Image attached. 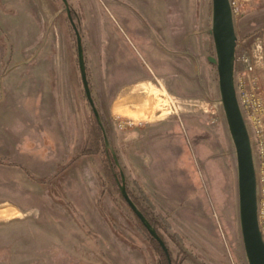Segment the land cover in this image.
<instances>
[{
	"label": "rangeland",
	"instance_id": "1",
	"mask_svg": "<svg viewBox=\"0 0 264 264\" xmlns=\"http://www.w3.org/2000/svg\"><path fill=\"white\" fill-rule=\"evenodd\" d=\"M68 3L120 169L107 174L114 161L63 2L0 0V264H165L119 193L120 170L171 264H247L234 145L208 62L212 0ZM235 27L236 56L264 48V0L243 1Z\"/></svg>",
	"mask_w": 264,
	"mask_h": 264
},
{
	"label": "water",
	"instance_id": "2",
	"mask_svg": "<svg viewBox=\"0 0 264 264\" xmlns=\"http://www.w3.org/2000/svg\"><path fill=\"white\" fill-rule=\"evenodd\" d=\"M61 1L65 6L68 18L76 34L79 70L85 96L103 132L106 152L112 155L115 165L120 169L118 156L109 141L92 97L87 77L82 35L72 17V10L68 0ZM208 32L213 38L215 48V55L208 57V62L217 68L218 101L234 145L237 169L239 225L244 253L247 264H264V235L258 218L260 204L259 173L248 120L241 107L237 93L236 44L238 36L231 0H212L211 28ZM120 176L121 180L118 182L123 198L169 258L165 242L130 198L126 189L125 175L121 170ZM169 262H171L170 259Z\"/></svg>",
	"mask_w": 264,
	"mask_h": 264
},
{
	"label": "built area",
	"instance_id": "3",
	"mask_svg": "<svg viewBox=\"0 0 264 264\" xmlns=\"http://www.w3.org/2000/svg\"><path fill=\"white\" fill-rule=\"evenodd\" d=\"M243 1L246 2L250 0H231L235 16L239 14V7ZM238 46L237 41L236 50ZM263 51V45L259 42L253 47V53L248 51L241 55H237L236 84L238 98L248 120L257 160L260 196L258 218L260 228L264 235V95L257 85L258 77L256 76V66L254 64V57H259L256 60H261ZM247 80H249L251 84L250 92L244 89Z\"/></svg>",
	"mask_w": 264,
	"mask_h": 264
},
{
	"label": "trees",
	"instance_id": "4",
	"mask_svg": "<svg viewBox=\"0 0 264 264\" xmlns=\"http://www.w3.org/2000/svg\"><path fill=\"white\" fill-rule=\"evenodd\" d=\"M95 116V115H94ZM96 118V117H95ZM96 121H97V119H96ZM97 123H98V121H97ZM99 125V124H98ZM95 129H96V134L97 133H99L98 132V127H95ZM99 140H102L101 139V137H99ZM91 151V150H90ZM89 153H92V152H89ZM115 164V163H114ZM114 164H112V167L110 166V165H108V175H110V176H112V177H114L115 178V176H114V173H115V168H116V165H114ZM115 180V179H114ZM116 181V183H117V186L119 187V184H118V182H117V180H115ZM126 189H127V186H126ZM128 192V191H127ZM119 193H120V195H121V197H122V199H123V201L128 205V203L126 202V200L123 198V196H122V194H121V192H120V189H119ZM128 194H129V192H128ZM130 198L132 199V201L134 202V204L139 208V210L142 212V214L147 218V220L150 222V224L152 225V226H154V228H155V230H156V232L158 233V235L162 238V236L159 234V232H158V230H157V228L155 227V225H154V223L152 222V220L149 218V216L145 213V211L141 208V206L138 204V202L134 199V197L132 196V195H130ZM128 207H129V205H128ZM130 208V207H129ZM130 210H131V208H130ZM131 212L133 213V215L135 216V218L139 221V225H140V227L142 228V230L145 232V234L147 235V237L149 238V240L154 244V245H156L157 246V248H158V250L159 251H161V253H162V255L164 256L163 258H164V260H165V264H171V263H173V259H172V256H171V253H169V258H168V256L166 255V253L164 252V250L162 249V247L160 246V244L156 241V240H154L153 238H152V236L149 234V232L147 231V229L144 227V225L142 224V222L140 221V219L137 217V215L131 210ZM163 239V238H162ZM169 259H170V261H171V263L169 262Z\"/></svg>",
	"mask_w": 264,
	"mask_h": 264
},
{
	"label": "crops",
	"instance_id": "5",
	"mask_svg": "<svg viewBox=\"0 0 264 264\" xmlns=\"http://www.w3.org/2000/svg\"><path fill=\"white\" fill-rule=\"evenodd\" d=\"M10 208H13V206L12 207H10ZM2 211H5V213L6 214H9L10 212H12V211H10V210H8V208L7 209H5V210H2ZM10 211V212H9ZM11 214V213H10ZM15 217H17V216H10L9 218H7L8 220L7 221H10V220H13V219H15ZM4 219L3 218H0V223H1V221H3ZM12 255V251H10L9 250V256H11Z\"/></svg>",
	"mask_w": 264,
	"mask_h": 264
},
{
	"label": "flooded vegetation",
	"instance_id": "6",
	"mask_svg": "<svg viewBox=\"0 0 264 264\" xmlns=\"http://www.w3.org/2000/svg\"><path fill=\"white\" fill-rule=\"evenodd\" d=\"M71 14H72V17L74 16V13L73 12H71ZM77 25V24H76Z\"/></svg>",
	"mask_w": 264,
	"mask_h": 264
}]
</instances>
